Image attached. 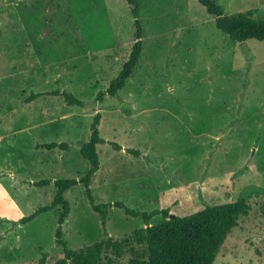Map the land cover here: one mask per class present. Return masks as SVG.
I'll return each mask as SVG.
<instances>
[{
    "label": "rangeland",
    "instance_id": "1",
    "mask_svg": "<svg viewBox=\"0 0 264 264\" xmlns=\"http://www.w3.org/2000/svg\"><path fill=\"white\" fill-rule=\"evenodd\" d=\"M142 52L116 97L105 92L128 60L133 19L126 0H0V264L61 259L54 182L89 168L77 150L100 115L96 204L183 217L246 201L214 264H264V41L238 44L197 0H136ZM225 15L264 19L263 0H213ZM67 91L84 103L68 106ZM31 94L40 97L28 102ZM66 143L70 152L40 145ZM111 143L121 148L117 151ZM138 152V156L128 153ZM50 181L35 188L31 183ZM62 240L76 250L146 226L110 208L105 236L82 185L64 194ZM155 216L149 226L166 221ZM129 255L116 264H127Z\"/></svg>",
    "mask_w": 264,
    "mask_h": 264
},
{
    "label": "trees",
    "instance_id": "2",
    "mask_svg": "<svg viewBox=\"0 0 264 264\" xmlns=\"http://www.w3.org/2000/svg\"><path fill=\"white\" fill-rule=\"evenodd\" d=\"M133 19V44L128 60L123 64L116 78H114L105 92H100L96 101L102 102L105 96L116 97L137 66L142 52V27L139 20V4L136 0H126ZM264 1V0H263ZM207 15L215 21V27L228 37L233 43H244L254 40L264 41V19L252 18L250 12L225 15L221 7L213 0H197ZM61 95L68 106L83 107L84 103L67 91L59 90L52 93ZM41 94H31L28 102L40 97ZM100 115L93 117L90 126L89 140L77 150L80 158L89 164L88 170L80 179H65L54 182L55 194L51 203L37 209L32 215L20 219V223L27 224L40 214L60 208L55 229L57 246L62 248V258L53 264H116L118 259L129 255L127 264H214L220 247L226 241L229 233L237 227L239 220L248 216L250 207L246 201L238 200L232 203L206 207L200 211L183 217L174 216L169 219L168 209L154 210L150 213H139L129 209L123 203L96 204L90 189L91 179L100 168L97 147L105 145L106 141L99 135L98 124ZM111 145L120 151L114 143ZM48 151L60 150L70 152L66 143H49L40 145ZM129 154L138 156V152L129 150ZM50 181L42 180L31 183L35 188L48 186ZM82 185L85 197L91 210L99 216L104 235L108 210L118 208L133 218H142L143 229H137L124 237L113 240L107 237L103 241L95 242L82 248L71 250L62 240V226L68 218L70 206L64 194L71 188ZM264 198V195H263ZM155 216H164L166 221L149 226V221ZM264 217V212H263ZM46 255L38 261L45 263Z\"/></svg>",
    "mask_w": 264,
    "mask_h": 264
},
{
    "label": "water",
    "instance_id": "3",
    "mask_svg": "<svg viewBox=\"0 0 264 264\" xmlns=\"http://www.w3.org/2000/svg\"><path fill=\"white\" fill-rule=\"evenodd\" d=\"M172 218H174V215H171V214H170L169 219H172Z\"/></svg>",
    "mask_w": 264,
    "mask_h": 264
}]
</instances>
